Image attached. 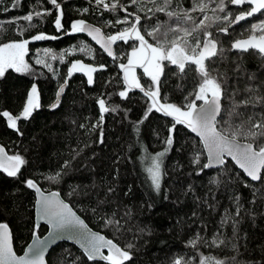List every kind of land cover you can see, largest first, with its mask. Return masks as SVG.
Segmentation results:
<instances>
[{"label":"trees","instance_id":"1","mask_svg":"<svg viewBox=\"0 0 264 264\" xmlns=\"http://www.w3.org/2000/svg\"><path fill=\"white\" fill-rule=\"evenodd\" d=\"M13 2L14 0H0V24L3 25L0 29V43L30 38L41 32L60 37L29 44L30 51L26 60L33 65L35 75L9 70L0 78V111L7 110L18 116L33 83L37 85L42 105L28 119L21 118L17 121L23 135L10 129L7 119L0 116V144L8 155L19 154L28 161L18 177H7L0 172V222L9 224L15 252L22 254L32 238L35 225L34 193L24 183L31 178L44 191H59L62 198L94 231L104 234L121 246L134 244L135 264H173L175 259L181 257L182 264L187 260H191V264H198V252L220 258L236 255L240 264H264V200L257 198L252 203V189L244 187V182L259 188L261 192H264V187L259 182H250L230 161L226 174L218 168L205 169L197 175L199 166L193 165L191 161L194 152L201 150L202 146L184 126H177L174 145L163 158L161 192L157 194L152 188L147 168L151 165V157L163 151L166 146L163 141L168 135L167 127L171 118L153 111L149 119L140 125L139 133L132 127L131 122L143 118L150 101L138 89L130 91L127 99L118 95L124 90L123 72L119 64L126 63L124 56L130 52L129 45L117 42L115 54L119 59H110L81 33L65 35L63 31L57 32L54 20L58 12L52 9L48 0H21L20 6L16 8H13ZM58 2L64 12L62 24L69 31L71 23L80 19L101 27L106 34L114 33L122 27H105V21L122 17L123 13H101L94 0ZM182 2L188 7L191 0ZM34 7L40 11L45 8L52 9L51 15L44 18L34 17L31 23L36 26L20 36L18 29L21 26L27 27L28 22L19 18ZM85 7L89 8L87 13L81 11ZM5 8L9 11H3ZM160 18L167 19L162 14ZM13 19L17 21L14 25L9 23ZM259 19L262 17L257 15L234 25L230 29L232 38H240L242 33L246 34L250 25ZM221 40L228 41L229 37L221 35ZM80 47H87L89 51L82 53L79 51ZM225 47H228L227 43ZM44 48L52 49L58 56L65 50L75 51L65 55L63 62L48 58L53 66V71L50 72L35 65L37 56L43 57ZM227 55L229 61L219 66L221 70L229 64L234 68L238 62L237 57L240 56L234 51ZM77 59L96 67L105 65L103 70L93 74L92 85L87 83V77L82 73L67 77L70 62ZM239 62L242 70L239 73L229 72L230 87L237 85V76L240 78L238 86L241 89L249 83L248 77L251 74L256 76V80L251 83L260 84L264 81V57L250 52L243 54ZM169 71L175 72V66H169ZM137 75L141 77L142 83H150L149 78L143 76L142 69L137 70ZM195 75V72H189L181 79L170 74L161 89L162 102L180 104L184 93L194 88ZM65 78L68 80L67 86L60 97L59 106L53 109L51 105L56 102V93ZM178 84L183 85L184 93L177 90ZM244 95L241 91L240 97ZM100 98L105 99L110 106H120L116 113L105 114L103 144L98 142L99 129L92 128L99 120L97 100ZM127 109L131 111L125 119L123 110ZM65 161H71V165L63 169L62 179L58 182L46 179L60 171ZM205 162V155H202L201 163ZM213 178L224 183H211ZM73 188H76V193L70 196ZM109 188L114 191L109 193ZM234 196H240L243 206L238 217H235ZM101 200L106 202L98 204ZM93 208L96 209L95 213ZM225 209L239 221L235 240L239 255L223 246H189L188 241L198 232L209 244L213 237L221 234L222 238L231 239V222L224 226L220 223ZM129 211L130 218L125 215ZM114 212L115 219L120 220L123 225L119 232L115 228L105 227L101 219L112 216ZM140 229L144 231L141 232ZM46 231L47 228L43 225L36 229L39 237ZM69 252L71 256H68ZM76 256H80L85 264H106L87 262L77 248L67 243L53 248L47 257V263L70 264L72 257Z\"/></svg>","mask_w":264,"mask_h":264},{"label":"snow or ice","instance_id":"2","mask_svg":"<svg viewBox=\"0 0 264 264\" xmlns=\"http://www.w3.org/2000/svg\"><path fill=\"white\" fill-rule=\"evenodd\" d=\"M52 9L58 12L54 20V27L57 32L63 31L65 35L75 33H87L89 37L100 45V48L114 60L119 57L113 51V45L123 42L129 45L128 52L124 59L126 63H120L119 68L123 72L124 90L118 93L122 99H127L129 92L138 89L143 96L150 101L144 112L143 118L131 122L137 133L153 111L162 113L164 117H170L171 123L167 127L168 135L163 143L164 150L151 157V165L147 168L151 186L159 194L162 189L163 158L174 145V133L177 126H184L199 137L202 149L193 154L192 164L198 165L197 175L205 169L220 168L223 173L228 171V158L235 163L244 176L252 182H259L264 187V81L260 84L251 83L256 80L255 74L248 77L243 89L238 86L239 76L236 77L237 85L229 86V72L239 73L242 70L240 57L245 53H256L264 57V19L252 23L246 34L240 38H232L230 29L234 25L257 15L264 17V0H191L190 6L185 7L182 0H94L97 8L103 12L123 13L115 20L105 21V27L115 28L121 25L114 33L106 34L101 27H96L80 19L73 21L70 31L64 28L62 18L64 12L58 0H48ZM21 0H14L13 8L19 7ZM234 6V8H233ZM133 10H129V9ZM52 9L35 10L19 19L28 22L27 27L21 26L18 31L23 36L29 28L36 25L31 23L35 18H44L51 15ZM3 11H9L8 8ZM84 13L89 11L85 7L81 10ZM160 14L167 17L160 18ZM151 21V23H143ZM16 19L9 21L16 24ZM3 25L0 24V29ZM221 35L229 37L228 41H222ZM58 36L46 35L43 32L33 35L30 38L13 40L0 43V78H3L9 70L16 73L35 75L33 65L26 60L29 56V44L34 41L56 40ZM225 43L228 47H225ZM41 50H38V52ZM72 50H65L59 56L50 48L42 49L43 57L39 55L35 59V65H40L48 71H53L52 61H64L65 55ZM80 52L89 51L87 47H80ZM239 53L237 63L233 68L231 64L224 70L219 67L229 61L228 52ZM169 66H175L176 71L170 72ZM104 64L99 67L86 64L77 59L70 62L67 70V77L74 73H83L87 76V83H94L93 74L103 70ZM143 70V76L148 77L150 83H142L141 77L137 75L136 69ZM189 72H195L194 88L184 93L183 85H176L177 90L184 93L180 104L162 102L161 89L167 82L168 76L177 75L183 79ZM163 78V79H162ZM68 80L59 86L56 93V102L51 105L53 109L59 106L61 95L65 91ZM241 91L245 94L240 97ZM237 97H240L239 99ZM99 105V120L92 126L99 129L100 144L104 143L103 123L106 113H116L120 110L119 105L110 106L106 100H97ZM40 94L37 85L32 84L26 97L22 111L14 116L7 110L0 111V116L7 119V126L16 130L20 135L17 121L21 118L28 119L33 115L34 110L41 108ZM259 109V111H256ZM125 119L131 109L123 110ZM81 127H84L81 125ZM206 154V162L201 163L202 155ZM79 155V153H77ZM75 159V157H73ZM28 161L22 155H8L3 147H0V172L7 177H18L22 174V168ZM71 161H65L62 169L54 176H47L46 179L58 182L63 178V169L69 168ZM240 174L238 173L237 176ZM211 183H224V181L213 178ZM28 189L37 194L36 204L39 206L41 220L51 226L52 231L48 237L41 239L36 232L40 225H34L32 231V243L27 247L23 255H17L13 249V233L7 222H0V264H47L45 253L48 251L50 241L67 238L74 239L83 249V257L87 262L104 261L106 264H135L133 249L135 245L127 243L123 246L107 238L100 232H94L77 215L76 211L61 198L59 191L50 192L45 195L36 180L31 178L24 181ZM191 187V186H189ZM244 187L252 189L253 200H264V192L254 188L247 181ZM109 188L108 192H113ZM76 188L72 189V194ZM127 195V193H126ZM240 196H234L236 210L235 217L240 216L242 204ZM106 201H98L104 204ZM151 207V205H149ZM92 211L95 213L96 209ZM125 215L131 217V213ZM195 215V213L193 214ZM225 209V215L221 218V226L231 222L232 237L222 238L221 235L213 237L211 243L198 232L188 245L197 248L199 244L205 247L221 246L230 248L239 255V248L235 243L239 221ZM105 227L115 228L117 232L123 225L120 220L115 219V212L110 217H102ZM141 232L144 229H140ZM150 234V233H149ZM107 254H105V251ZM198 264H240L236 255L220 258L214 255L199 253ZM71 256V252L68 253ZM195 259V257H193ZM183 258L173 261V264H182ZM70 264H85L80 256L72 257ZM183 264H191V260Z\"/></svg>","mask_w":264,"mask_h":264},{"label":"water","instance_id":"3","mask_svg":"<svg viewBox=\"0 0 264 264\" xmlns=\"http://www.w3.org/2000/svg\"><path fill=\"white\" fill-rule=\"evenodd\" d=\"M86 23H88V22H86ZM88 24H90V25H93V24H91V23H88ZM93 26H95V25H93ZM97 27V26H96ZM103 32V31H102ZM104 33V32H103ZM82 35H84L97 49H99L101 52H103L108 58H110V59H112V57H109L108 55H107V53L106 52H104L103 51V49H101L100 48V45H98V44H96V42L94 41V40H92V38L91 37H89L88 35H87V33H81ZM113 47V51H114V53H115V45H113L112 46ZM194 134V133H193ZM194 136L199 140V137H197L195 134H194ZM202 146V145H201ZM0 147H3L1 144H0ZM4 148V147H3ZM5 149V148H4ZM5 152L7 153V151L5 150ZM8 154V153H7ZM205 155V158H206V154H204ZM228 161H230L234 166H235V168L238 170V171H240L241 173H242V170H240L239 168H238V166H236L235 165V163L233 162V161H231V159L230 158H228ZM214 169H218V168H213V169H209V170H214ZM243 174V173H242ZM246 177V176H245ZM247 178V177H246ZM249 181H250V179L249 178H247ZM250 182H252V181H250ZM252 183H258V182H252ZM33 191V193H34V223H35V225H43V226H45L46 228H47V231H46V233L43 235V236H41L40 238L41 239H44L45 237H48V235H49V233L52 231V229H51V226L50 225H48L47 223H46V221H44V220H41V218H40V213H39V211H38V208H39V206L36 204V200H37V194L35 193V191L34 190H32ZM42 191H44V190H42ZM50 192H55V191H44V193H45V195H47V194H49ZM61 198H62V196H61ZM63 199V198H62ZM66 202V201H65ZM74 210V209H73ZM78 215V214H77ZM81 218V217H80ZM82 219V218H81ZM83 220V219H82ZM85 222V221H84ZM86 223V222H85ZM89 227V226H88ZM89 229H91L90 227H89ZM92 231H94L93 229H91ZM94 232H97V231H94ZM32 239H33V237L31 238V240H30V242L28 243V245L30 244V243H32ZM61 243H67V244H70V245H72V246H74L75 248H77L81 253H83V249L80 247V245H79V243H77L76 242V240H74V239H67L66 237L65 238H61V239H56V240H53V241H50V243H49V248H48V251L45 253V259H46V261H47V257H48V255H49V253L51 252V250L53 249V248H55L56 246H58L59 244H61ZM28 245L25 247V249L23 250V252H22V254L21 255H23L24 254V252L27 250V247H28ZM13 249H14V246H13ZM15 251V250H14ZM105 251V254H107V251L106 250H104ZM18 255V254H17ZM98 262H104V261H98ZM106 263V262H105ZM48 264V263H47Z\"/></svg>","mask_w":264,"mask_h":264},{"label":"rangeland","instance_id":"4","mask_svg":"<svg viewBox=\"0 0 264 264\" xmlns=\"http://www.w3.org/2000/svg\"><path fill=\"white\" fill-rule=\"evenodd\" d=\"M262 19H264V17H262ZM138 69H140V68H137V69H136V72H137ZM82 74H83V73H82ZM84 75H85V74H84ZM85 76H86V75H85ZM86 77H87V76H86Z\"/></svg>","mask_w":264,"mask_h":264}]
</instances>
